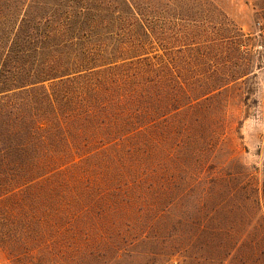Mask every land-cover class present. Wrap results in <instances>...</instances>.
<instances>
[{
	"label": "trees",
	"instance_id": "obj_1",
	"mask_svg": "<svg viewBox=\"0 0 264 264\" xmlns=\"http://www.w3.org/2000/svg\"><path fill=\"white\" fill-rule=\"evenodd\" d=\"M236 82L215 0H0L7 261L264 264V232L167 215L203 171L209 101Z\"/></svg>",
	"mask_w": 264,
	"mask_h": 264
},
{
	"label": "rangeland",
	"instance_id": "obj_2",
	"mask_svg": "<svg viewBox=\"0 0 264 264\" xmlns=\"http://www.w3.org/2000/svg\"><path fill=\"white\" fill-rule=\"evenodd\" d=\"M215 3L238 29V82L209 101L205 116L213 128L207 138L210 147L200 164L203 171L193 172L190 179L194 180L192 184L197 183L194 192L176 196L167 215L170 222L179 221L183 227L192 228V221L199 219L200 225H207L212 231L244 226L253 233H262L264 0ZM244 69L249 73L239 78ZM181 257L174 255L172 261H181ZM0 264H11L1 249Z\"/></svg>",
	"mask_w": 264,
	"mask_h": 264
},
{
	"label": "built area",
	"instance_id": "obj_3",
	"mask_svg": "<svg viewBox=\"0 0 264 264\" xmlns=\"http://www.w3.org/2000/svg\"><path fill=\"white\" fill-rule=\"evenodd\" d=\"M263 34H264V29H263Z\"/></svg>",
	"mask_w": 264,
	"mask_h": 264
}]
</instances>
